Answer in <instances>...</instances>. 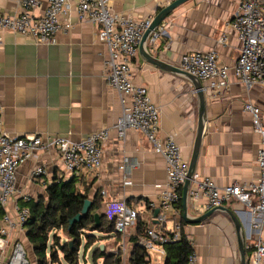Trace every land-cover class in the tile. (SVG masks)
Wrapping results in <instances>:
<instances>
[{
  "label": "crops",
  "instance_id": "0c3cea01",
  "mask_svg": "<svg viewBox=\"0 0 264 264\" xmlns=\"http://www.w3.org/2000/svg\"><path fill=\"white\" fill-rule=\"evenodd\" d=\"M67 1L68 12L59 18L72 25L66 33L57 34L55 44H37L20 34L0 31L1 128L14 135L40 134L80 140L106 127L110 135L102 143L100 168L79 176L65 171L55 148L38 151L37 156L17 169L18 197L45 199L46 188L55 179H75L79 190L89 191V198L100 191L102 212L107 201L122 200L142 210L140 216L145 221L154 215L146 208V203L155 200L167 182L165 160L154 152L142 132L128 130L124 138L116 135L113 126L123 109L119 95L106 82L107 47L98 38L96 24L78 19L79 0ZM110 1L118 13L146 17L155 16L172 0ZM238 5L239 0H188L173 9L157 27L164 28L166 34L155 43L148 39L145 47L151 54L176 66L186 53L215 50L219 63L231 67L240 52L238 36L229 25ZM46 6L47 0H38L30 14L39 17ZM22 11L16 0H0V12L19 14ZM222 32L226 33L227 40L219 43ZM229 76L226 87L218 94L210 92L207 83L201 81L206 92V121L195 172L211 177L219 186L250 183L258 173L260 135L254 131L251 114L244 109L245 103L259 107L264 126V86L255 84L247 89L231 72ZM131 77L135 84L148 89L158 107L160 141L173 137L189 162L198 125V98L192 83L147 62L139 49L132 60ZM126 160L128 165L122 168ZM37 167H41L43 173L31 180L30 172ZM204 203V197L197 201L189 199L188 213L194 216L205 213H198L196 208ZM224 206L240 221L246 249H249L247 264H251L250 255L258 237L251 226V213L235 199ZM134 230L131 228L129 233ZM183 232L193 247L194 264H239L237 234L226 213L216 211L200 223L183 220ZM14 235L16 238L26 236V227ZM12 239L14 237L8 239L7 244ZM108 240L104 236L97 244L100 248L102 244L104 249ZM9 248L6 245L2 252L5 260ZM30 252L36 262L33 250ZM150 261V264H161L163 257L156 255Z\"/></svg>",
  "mask_w": 264,
  "mask_h": 264
},
{
  "label": "built area",
  "instance_id": "2783aa9c",
  "mask_svg": "<svg viewBox=\"0 0 264 264\" xmlns=\"http://www.w3.org/2000/svg\"><path fill=\"white\" fill-rule=\"evenodd\" d=\"M23 9L19 14L0 12V31L20 34L37 44H55L58 33H66L70 22H61L60 16L68 12L67 0H47L44 13L39 17L30 14L38 0H16ZM152 15L134 17L131 14L114 11L110 0H79L77 17L98 26V38L108 50L105 62L107 85L116 91L122 103V114L113 126L116 135L124 138L128 130L142 132L155 153L165 160L167 182L154 200L146 203L151 214L159 209L156 216L144 221L142 210L133 208L125 201L109 200L105 203L106 218L114 222V232L121 235L115 244L122 258L128 254L129 230L135 228L138 219L144 222L143 233L138 237L139 244L149 253L165 256V245L180 239L183 232L182 208L179 206L182 187L187 179L189 162L184 159L180 145L173 137L164 141L158 138L159 110L152 101L148 89L137 85L131 77V65L137 54L141 38L150 26ZM229 25L240 41V52L229 67L219 63L215 50L189 52L181 57L178 67L207 83L214 94L220 93L227 85L230 72L247 89L255 84L264 86V0H239V5ZM166 34L158 28L150 37L152 43ZM2 40L0 32V43ZM227 40L222 32L219 43ZM244 109L251 114L254 131L260 135L257 151L258 173L250 183L233 182L225 186L217 185L209 176L194 172L188 191V201L205 198L203 205L197 206L198 213L224 206L232 199L238 200L251 213V226L258 233L250 255L251 264L264 262V126L259 107L245 103ZM3 106L0 98V206L4 214L0 219V264H30L27 250L15 237V232L23 230L30 215L29 207L20 203L30 197H18L16 172L20 165L37 156L38 151L55 148L65 171L71 176H79L89 171H97L102 164V143L110 135L104 127L86 135L83 139L72 140L64 136H43L40 134L14 135L4 132L2 125ZM128 165V160L121 166ZM134 165V163H133ZM43 173L41 167L30 172L35 180ZM181 192V194H180ZM169 227V228H168ZM134 233V232H133ZM11 237L14 239L10 240ZM8 245L9 254L3 259L2 252ZM150 257V254H149ZM151 259V257H150ZM194 254L189 264H194Z\"/></svg>",
  "mask_w": 264,
  "mask_h": 264
},
{
  "label": "trees",
  "instance_id": "16d2710c",
  "mask_svg": "<svg viewBox=\"0 0 264 264\" xmlns=\"http://www.w3.org/2000/svg\"><path fill=\"white\" fill-rule=\"evenodd\" d=\"M46 192L45 199L30 198L28 201H20L22 205L29 207L30 215L25 223L26 237L32 245L36 264H79V251L82 246L84 256L93 243L102 240L104 236L115 238V243L121 239V235L114 232V222L106 218L105 211L100 210L103 203L100 191L90 198L92 202L88 212L73 223L70 229L69 220L81 211L84 200L89 198V191L79 190L75 179L58 178L47 186ZM179 206L182 208L181 198ZM4 212L0 206V219ZM95 213L99 214L98 223ZM144 228V222L138 219L134 233L127 237L130 244L128 264L151 262L149 253L138 242ZM59 230L64 231L67 237L63 242L57 233ZM165 252L161 264H189V258L194 254L191 242L184 232L179 240L165 245ZM92 257L94 261L102 258L103 264H120L123 260L118 251L110 252L105 247L101 249L99 245L92 250ZM246 258L249 260V249H246Z\"/></svg>",
  "mask_w": 264,
  "mask_h": 264
},
{
  "label": "water",
  "instance_id": "95a60500",
  "mask_svg": "<svg viewBox=\"0 0 264 264\" xmlns=\"http://www.w3.org/2000/svg\"><path fill=\"white\" fill-rule=\"evenodd\" d=\"M188 0H172L170 3L165 5L163 8H161L158 13L154 16L150 26L146 29L144 32L141 42L139 45V53L140 55L149 63L155 65L158 68H161L165 71L178 74L188 81H190L196 90L197 98H198V125H197V130H196V137L194 141V146L192 150V155L189 160V167H188V173H187V179L184 182V185L182 187V218L186 223H200L204 221L205 219L209 218L214 212L216 211H222L226 213L230 219L232 220L235 231L237 234V241H238V253H239V264H247L248 260L246 258V244H245V238H244V233L241 228L240 221L237 217V215L227 208L226 206H220L216 208L209 209L203 214L200 215H190L188 213V191L191 183V177L192 174L195 172V167H196V161L202 141V134L204 130V125L206 121V92L204 90L203 84L200 81V79L184 70L179 68L176 65H173L167 61L162 60L160 57L155 56L151 54L145 47V43L150 39L151 34L157 29V27L161 24V22L179 5L183 4ZM91 199H85L82 209L79 213L74 215L70 220H69V229L71 225L77 221H79L90 209L91 206ZM159 209L156 208L154 210V216L157 215ZM95 220L96 223L99 221V214L95 213ZM71 244V241H70ZM101 249H103L101 245Z\"/></svg>",
  "mask_w": 264,
  "mask_h": 264
},
{
  "label": "rangeland",
  "instance_id": "374dc122",
  "mask_svg": "<svg viewBox=\"0 0 264 264\" xmlns=\"http://www.w3.org/2000/svg\"><path fill=\"white\" fill-rule=\"evenodd\" d=\"M57 233L60 236L61 242L65 241V239H67L66 235L64 234V231L59 230V231H57ZM20 238H18V239L21 241V244L25 248H27L28 257H29V255L31 253L30 251H32V247L30 246V243H29L28 239L26 238V236H22L21 235ZM107 238L109 239L108 240V244L107 245L104 244L103 246L106 248L107 251H110V248H114V250H115L116 249V245H115L116 243L114 242V239L113 238H109L108 236H107ZM94 243H96V244L91 249H88L86 251V253L84 254V256H82L83 255V246L81 247V249L79 251V264H103V259L102 258H99L96 261H94L95 259H93V257H92V250L95 248V246L98 245L97 241L94 242ZM149 254H150V257H151L152 261L154 260L156 255H158L157 253L152 252V251L149 252ZM60 256H61V254H59V257ZM32 257H33V255L31 253V255L29 257L30 258V264H36V262L34 261V259ZM127 258H128V256L126 255V257L123 258V260H122V262L120 264H128Z\"/></svg>",
  "mask_w": 264,
  "mask_h": 264
}]
</instances>
